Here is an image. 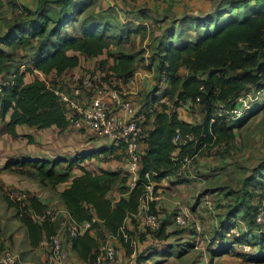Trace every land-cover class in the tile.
Returning <instances> with one entry per match:
<instances>
[{
  "label": "trees",
  "instance_id": "trees-1",
  "mask_svg": "<svg viewBox=\"0 0 264 264\" xmlns=\"http://www.w3.org/2000/svg\"><path fill=\"white\" fill-rule=\"evenodd\" d=\"M92 5L93 0H42L34 10L26 9L22 14L14 15L12 20L0 23V121L6 123L5 131L13 139L20 138L16 128L22 125L39 130L70 127L65 106L54 92L64 80H70V91L75 88L97 92L122 89L125 85H133L135 79L150 77L151 72L155 75L156 84L151 90L139 94L145 97L144 113L138 116L136 112L135 119L141 120L148 132L141 139V144L146 147L141 157L139 179L127 197L112 199L109 194L118 183L123 187L121 193L128 190L129 173L121 176L120 172L89 171L81 162L90 155L69 161L13 159L6 165L7 169L37 177L41 183L53 187L71 180V184L60 193L67 211L80 222L93 217L99 221L93 227L95 236L89 231L70 240L72 250L84 264L96 261L99 246L105 239L103 229L118 237V242L131 256L134 249L124 241L121 231L124 229L133 235L124 224L127 218L139 213L146 185L152 181L157 190L164 179L181 170L185 157H194L235 139V121L218 115L220 104L228 109L241 107L240 99L251 95L249 108L238 120H247L264 111L263 8L252 11L250 9L255 5L246 3L235 4L229 10L219 8L205 20L207 24L196 25L198 31L193 41L176 42V27L168 26L165 40L160 44L159 63L142 68L141 52L125 50L129 37L126 29H122L118 36L113 35L95 14L79 20ZM202 27L205 30L199 31ZM141 28L142 32L144 26ZM178 34L182 35L183 30L180 29ZM91 60L93 62H89ZM78 68L82 75L74 72ZM136 73L140 75L136 76ZM27 77L30 81L26 80ZM126 95H122L123 98L132 104L137 99L134 94ZM184 106L189 110L198 108L204 116L202 122L181 120L178 109ZM142 114L145 118H141ZM151 116L153 121L150 124ZM177 130L183 136L193 135L196 141L177 146L173 142ZM176 153L177 157H174ZM64 163L65 171L58 172ZM75 167L82 174L72 180L70 176ZM261 171L250 184L252 191L245 192L231 207L221 233L215 237L214 246L209 247L212 257L233 252L248 262L264 263V226L256 223L259 205L264 198V169ZM149 205V212L158 214L154 202ZM10 206L16 208L32 248L48 241L59 228V223L40 222L32 215L40 216L48 210V204L40 198L29 194L24 205L10 200ZM238 219L246 224V231H241L237 238L228 237L232 228L240 229ZM144 232L145 237L153 240L168 237L163 221L157 233L147 228ZM241 243L249 244L252 251H234L232 245ZM183 252L180 250L176 256ZM151 256L148 250L138 254L136 264H145Z\"/></svg>",
  "mask_w": 264,
  "mask_h": 264
},
{
  "label": "crops",
  "instance_id": "crops-1",
  "mask_svg": "<svg viewBox=\"0 0 264 264\" xmlns=\"http://www.w3.org/2000/svg\"><path fill=\"white\" fill-rule=\"evenodd\" d=\"M41 1L42 0H0V23H5V21L12 20L14 18V15L22 14L26 9L34 10L36 7L39 6ZM49 1L55 2L58 0H49ZM241 2L243 4L246 3V5L254 4L255 6H259L258 8L264 9V0H177L166 4H158L151 0H93V5L82 17H80L79 20L81 21L87 15L95 14L103 24H106L110 28L112 32L111 34L113 35L118 36L122 33V29H126V31H128L129 37L126 40L128 45L126 46L125 50L131 53L144 51L143 55L142 54L140 55V57H143L142 58L143 62L142 63L140 62V66L141 67L147 65L156 66L160 61L158 55L160 52V44L165 40L166 27L168 26L176 27L177 34L175 35L174 38L176 42L178 41L179 43L181 41H187V40L193 41L196 38L198 31L196 25L207 24L205 20H208V18H210V16L219 8H222L224 10H229V8L235 6V4L236 5L242 4ZM150 24H152V26L154 25L152 29H150L149 27ZM142 26H144V28L143 31L141 32ZM180 29L183 30L182 35L178 34ZM5 30L6 27L3 29V31ZM204 30H205L204 27H202L201 30L199 31H204ZM102 58L103 56L100 59ZM89 62H93V60ZM76 71L78 75H82V71L79 70V68L75 69L74 72L76 73ZM153 76L155 75L153 72H151L150 77L139 80L135 79V83L134 84L133 82L131 83L133 85H129V84L125 85L127 88H124L125 86H123L125 90L130 88L134 90L136 93H138V96H136L137 97L136 101L133 102L132 104L134 109V115L136 112L138 116H140L141 113H144V111L142 112V108L145 105L144 102L145 97L140 96L139 94L144 90L150 91L151 89L149 90V87H152L151 84L152 83L153 85L156 84L155 80L153 81L150 80L151 78H153ZM29 79L30 78L27 77L26 80L30 81ZM69 81L70 80L67 79L60 82L59 88L66 91L68 94L73 95L76 89L71 88V91L68 89L70 85ZM95 92L96 91L94 90L91 91L90 89L87 91L81 90L79 99L87 102L95 96V94L97 93ZM125 93H131L135 95V93L133 92H125ZM149 108H154V107L149 106ZM183 108L186 111H189L188 106H184ZM150 111H152V109H150ZM142 115L143 116H141V118H145L144 114ZM180 119L189 123H194L192 120H189L187 117L186 118L182 117ZM8 120L9 117H7V121ZM152 121H153V116H151L148 122L151 124ZM5 125H6L5 122L0 121V136L5 137L8 141L12 142V145L10 146L11 150L14 149L13 143H17L20 141L25 142V144L29 143V145H26L24 150L18 152L15 149L13 152L7 151L5 154H1L0 152V175L5 176L4 172L8 170L6 169V165L8 161L13 159L31 158V159H40V160H49V161H53V160L69 161L75 158H80L81 156H85V155H87V157L90 155V158H85V160L81 162V165L89 171L95 173H99L102 170L109 172H120L121 176H125L128 174L125 149L121 145H113L107 142L100 143V142L88 141L87 140L88 137L84 136L82 133H80V131L72 127H68L65 130H60L56 127H52L47 130H39V129L31 128L26 125L24 126L22 125L16 128V131L20 135V138L13 139L11 135L6 133ZM88 139L90 140V138ZM143 145L142 147L144 150L146 146ZM1 148L2 145H0V151ZM174 156H177V153ZM199 157L200 156L198 155L195 157L196 168L198 166L200 167L201 164L203 165L205 164L206 159L205 158L202 159L201 157L200 158ZM89 161H95L94 164H96V167L92 168L93 170H90L85 165L86 163H90ZM62 165H65V163ZM188 169L181 172L179 171L176 175L167 177L158 185L157 193H161L162 189L164 190V192H162V194L160 195L161 199L159 195L154 197L153 200L154 208L158 212L160 210L159 208L162 207L161 210H163L162 211L163 215L164 213L170 214L172 210L171 208L172 203L173 201L176 200L174 203L181 201L187 203L189 206L187 208L188 211L196 216H198V214L200 213V209H204L203 214L201 213L200 215L202 217V220L204 221V224L207 225V228L205 227V225H203V230L201 233L195 232L193 234L196 237L197 236L201 237L202 234L207 232L208 234H213V239H214L216 236H218L221 233L222 230L221 228L224 225V222L228 219L230 215L231 207L234 205L233 204L228 205L227 210L220 209L218 205L223 204L222 195L219 193V191L211 192L209 188L207 190L205 189L202 193L198 192L196 195V199L191 201V203H188L185 199L192 196L195 189H198L200 186L199 184L197 185L196 183L198 179L195 177V175L193 174H190L189 176L187 175ZM199 169L201 170V168ZM204 173H209V171L206 170ZM81 174L82 171L79 170L77 167H75L70 177L73 180L74 177L79 176ZM70 184H71V180L68 183L57 185L56 188L59 187L62 192ZM165 184L167 186L162 187ZM122 188H123L122 185L118 183L113 188L112 191L118 190L120 192V197L121 196L127 197L131 192L129 189V180L127 182L128 190H126L125 193H121ZM176 188L178 189L177 192L179 193L176 194L177 196L176 195L170 196L168 193H166L167 191L172 192ZM251 191L252 190L250 188V192ZM111 193L112 192H110L109 194L110 198H111ZM241 198L239 199L235 198V201L240 200ZM207 201L211 202V205L208 204ZM50 203L53 202L50 201ZM178 205H182V204L177 203L176 207ZM59 206L62 209L67 210L61 200V197H60ZM13 208L15 209V207ZM3 210H7L6 205L4 208H1L2 212ZM32 215L37 216L36 214H32ZM164 222L166 224V233H167L168 225L166 221ZM189 227L190 226H188V228L186 227L183 229L188 230L190 229ZM124 228L128 229L132 233L143 232L146 229L144 227L143 218L139 213L136 215H132V218L131 217L127 218L124 224ZM17 229L19 230H17L14 233L13 235L14 238H19V233H22L21 235L23 239L26 240V244L23 245L21 244L22 248L20 249L21 251L19 250L20 254L15 252L18 256L17 264H48L47 263L48 249L46 246L47 240L43 241L39 247L32 248L29 244L26 234V229L23 228V225L21 224V226H19ZM103 231L106 235L107 232H105L104 229ZM90 233L93 236L96 235L95 230H91ZM179 234H180L179 232L173 235L168 234V237L164 240L151 239V244L147 249L149 253L152 255L149 261L155 258L157 260H155L153 264H166L170 262V260L173 257H175L176 259H181L185 257L184 256L185 254H182L181 256L177 257L176 255L182 249L177 250L176 248L172 247L174 236H178ZM147 239L149 238H145L143 242ZM63 242H64L65 251L68 254V261L66 264H74L77 262L83 263L82 260L80 261L76 253L72 250L71 248L72 243L69 240V238L65 235L63 237ZM186 244L191 245L192 242H187L185 243V245ZM135 254H136V250H134V253L131 256ZM187 254L188 253H186V255ZM137 255H136V259H137ZM228 258L230 259L239 258L245 260V258L242 257L241 255L230 252L222 256H218L216 258L212 257V262L218 259L223 261L224 259H228ZM114 261H108V262H114ZM147 262L145 264H147ZM245 262L246 264H264V263H251L246 260Z\"/></svg>",
  "mask_w": 264,
  "mask_h": 264
},
{
  "label": "rangeland",
  "instance_id": "rangeland-1",
  "mask_svg": "<svg viewBox=\"0 0 264 264\" xmlns=\"http://www.w3.org/2000/svg\"><path fill=\"white\" fill-rule=\"evenodd\" d=\"M258 7L259 6H254L252 8V11L258 10ZM149 27L150 29H152L154 25L152 26V24H150ZM143 53L144 51H141L140 54L143 55ZM150 80L153 81V78H151ZM151 86H154L153 83L151 84ZM152 87H149V90ZM120 90L124 95L127 94L126 96H130L131 93L125 92H133L135 93V97L138 96V93H136L132 89L128 88L125 90L123 88V90ZM80 101L82 102L83 100ZM178 112L180 118L187 117L194 123L202 122L204 117L196 107L189 111H186L183 107H181ZM234 125L236 126L234 140L216 145L215 147L209 150H205L203 153H200L198 156H200L202 159H206L204 165L201 164L200 167L198 166L196 168V158L192 161L187 175H195V177L198 179L196 183L200 186L198 189H195L192 196L185 199L188 203H191V201L196 199V195L198 192L202 193L205 189L207 190L209 188L211 192L219 191V193L222 195L223 204H219L218 207L220 209L227 210L228 205L235 204V198L239 199L245 192H250V184L254 182V178L259 176L262 172L261 170L264 169V111L259 114L253 115L247 120L242 119L235 121ZM87 140L90 141L88 138ZM0 143V145H2L0 151L1 154H5L7 151L13 152L14 149L18 152L24 150L26 145H29V143L25 144V142L20 141L17 143H13L14 149L11 150L10 146L12 145V142L8 141L3 136H0ZM89 162L90 163H86L85 165L90 170H93L92 168L96 167V164H94L95 161ZM63 166L65 165H62L58 168V172L65 171L66 167ZM199 168H201L202 171ZM205 169L208 170L209 173H204L206 171ZM4 174L5 176L0 175V184H2L0 185V255L5 250H12L20 254V249L22 248L21 244H26V240L23 239L21 235L22 233H19V238H14L13 236L14 233L19 230L17 228L21 226L22 223L19 220L16 208L14 209L10 206V192H26L31 196L40 197L48 204V209L59 210L62 209L59 206L61 190L59 187L56 188L47 183H41L37 177L22 175L14 169H8L4 172ZM165 186L167 185L165 184L162 187ZM177 190L178 189L176 188L174 189V191H167L166 193H168L170 196H173L179 194ZM155 191V196L159 195V197L162 192H164L163 189L161 193H157V190ZM119 197L120 192L118 190L112 191V199H118ZM50 201H52L53 203H50ZM175 201H173L172 203V210L170 214L164 213L163 215V210H161L162 207L159 208L160 210L158 211V214L162 217L163 223L164 221H166L168 225V234L173 235L175 234L173 233L175 231H178L180 233L178 236H174L172 247L176 248L177 250L183 249L185 257L181 259H176L175 257H173L170 262L166 264H246L244 259L239 258H228L224 259L223 261L218 259L212 262V256L209 247L211 244L212 246H214L213 244H215V238L213 239V234H208L207 232H205L201 237H196L193 233L198 231L193 223L189 225L190 229L188 230L178 227V225L175 223V217L178 212L179 205L176 207V204L180 203L182 204L181 206L185 207L186 209L189 206L184 201L174 203ZM5 205L7 206V210H3L2 212L1 208H4ZM259 206L261 210L264 211V198L261 200ZM203 211L204 209H200V213L198 214L199 217L192 213L193 217L195 216L194 219L197 220L200 224V233L203 230V225H205V227L207 228V225L204 224V221L202 220V217L200 215L201 213L203 214ZM238 220L239 223L242 222L241 219ZM236 231H238V229ZM145 235L146 233L144 231L133 233V237L137 241L136 246H134V250H136L135 255L130 257L127 254V251L121 246V243L117 242L116 260L114 262L106 261L104 262V264H136V255L142 253L143 251H146L151 244V238L145 237ZM141 238L149 239L143 242L141 241ZM187 242H192L193 245H185V243ZM196 245H198L197 249L195 248ZM232 248L234 251H241L240 245L232 246ZM249 248L251 250L250 246ZM186 253L188 254L186 255ZM155 260L157 259L153 258V260L148 261L147 264H153ZM47 263L50 264L49 261Z\"/></svg>",
  "mask_w": 264,
  "mask_h": 264
},
{
  "label": "built area",
  "instance_id": "built-area-1",
  "mask_svg": "<svg viewBox=\"0 0 264 264\" xmlns=\"http://www.w3.org/2000/svg\"><path fill=\"white\" fill-rule=\"evenodd\" d=\"M158 4H166L177 0H151ZM136 73V76H139ZM50 86L49 83H47ZM55 94L59 97L60 101L64 104L66 109V117L69 121L70 127L80 131L84 136L90 138L91 142L109 143L113 145H121L125 149V155L127 160V170L130 176L129 189L132 190L136 187L139 172L141 170V157L143 154L141 139L146 137L148 127L143 125L141 120L135 119L134 109L132 102L128 99L123 98L124 95L120 89L113 88L108 91L99 90L95 96L85 102L80 101L79 96L81 91L76 89L74 94H68L61 88L54 89ZM260 93L258 94V96ZM110 101H107V100ZM252 99L242 97L240 99L241 107L228 109L224 104H220L218 107V115L226 118L230 121H236L241 118L249 108V100ZM111 102V103H110ZM169 105V102L166 101ZM170 112V110H168ZM195 137L193 135L183 136L179 130L176 131L173 142L183 147L189 142H194ZM197 156V155H196ZM185 157L183 165L180 170H187L194 158L196 157ZM177 157V156H174ZM146 178L150 179L149 174H146ZM156 183L149 182L146 185L145 195L142 199L139 214L143 218L144 226L157 233L161 228V217L158 214L150 213L149 203L154 200L155 197ZM29 194L26 192H10L9 198L13 202L24 205L28 199ZM211 205V202L207 201ZM40 222H50L52 224L59 223V228L47 241V259L50 264H66L68 261V254L64 248L63 237L64 235L73 240L79 236L93 230V227L98 223V219L93 217L91 220L84 222L77 221L70 213L65 209L59 210H46V212L40 216H35ZM239 223V220H237ZM242 221V220H241ZM176 224L185 228L191 223L195 225L197 231H201L200 224L194 219L192 214L185 207L179 205L178 212L175 217ZM256 223L258 226H264V211L259 207V212L256 216ZM238 227L232 228L227 233L228 237H239L241 231H246V224L243 221ZM238 229V231H236ZM122 237L124 241L130 243L131 247L136 246L137 241L133 235H129L124 229H122ZM118 237L111 234H106L105 239L101 242L98 250V256L93 264H104L106 261H114L117 258L116 243ZM197 242V241H196ZM240 245V250L246 253L252 251V247L249 244H233L232 246ZM251 247V250L249 248ZM198 248V245L195 247ZM18 256L12 250H5L0 255V264H17ZM84 264V263H74Z\"/></svg>",
  "mask_w": 264,
  "mask_h": 264
}]
</instances>
